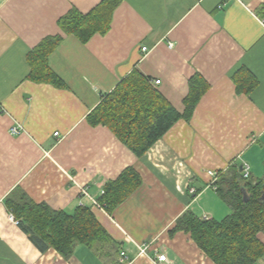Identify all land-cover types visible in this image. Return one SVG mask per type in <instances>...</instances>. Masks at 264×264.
Wrapping results in <instances>:
<instances>
[{"label":"crops","instance_id":"obj_1","mask_svg":"<svg viewBox=\"0 0 264 264\" xmlns=\"http://www.w3.org/2000/svg\"><path fill=\"white\" fill-rule=\"evenodd\" d=\"M102 1L0 0V264H155L159 253L168 256L164 264H218L190 232L171 230L187 209L217 219L229 213L209 170L246 162L252 176L264 175V0H120L105 34L83 42L60 28L71 9L88 13ZM57 34L63 39L49 64L66 88L28 78L27 53ZM135 69L180 111L191 78L208 83L191 119L177 121L141 157L87 120ZM236 75L254 84L250 92H238ZM16 124L19 135L10 132ZM128 166L141 186L112 214L94 206ZM197 182L203 186L192 193ZM17 189L55 209L91 205L128 259L100 258L84 245L69 258L41 252L11 218L6 197Z\"/></svg>","mask_w":264,"mask_h":264},{"label":"trees","instance_id":"obj_2","mask_svg":"<svg viewBox=\"0 0 264 264\" xmlns=\"http://www.w3.org/2000/svg\"><path fill=\"white\" fill-rule=\"evenodd\" d=\"M120 0H103L88 13L76 8L62 16L58 23L67 34L77 35L86 42L95 33L110 29L113 12ZM60 34L42 39L27 53L31 67L28 78L66 88L65 81L49 64L50 55L61 43ZM238 92H250L235 76ZM208 89L200 74L191 78L185 109L180 111L155 87L150 77L135 69L111 91L103 94L87 120L91 125H105L137 156H143L177 121H189L196 105ZM243 167V166H242ZM213 189L229 208L222 219L201 217L187 209L176 220L172 234L190 232L197 244L218 264H255L264 257V175L245 176L240 164L233 163L217 171ZM142 176L134 166H128L116 178L109 180L98 199L102 208L112 214L115 208L142 184ZM196 193L198 187L193 186ZM8 209L33 244L41 251L56 249L69 258L78 245L90 248L100 258L117 259L122 255L117 241L97 218L91 205H79L73 211L52 208L46 202H36L17 189L6 197ZM121 264V263H120ZM123 264V263H122Z\"/></svg>","mask_w":264,"mask_h":264},{"label":"built area","instance_id":"obj_3","mask_svg":"<svg viewBox=\"0 0 264 264\" xmlns=\"http://www.w3.org/2000/svg\"><path fill=\"white\" fill-rule=\"evenodd\" d=\"M173 44L172 43H170V46H172ZM142 49H143V51H145L146 49H147V47L145 46V47H142ZM161 82V80L160 79H156L155 80V83H160ZM10 132L13 134V135H19V134H21V132H22V126L20 125V124H16V125H12L11 127H10ZM59 134V131H56L55 132V135H58ZM243 167V172H244V175L245 176H249L250 175V172H251V167H250V165L248 164V163H243V165H242ZM208 173L211 175V177H212V181H214L215 179H216V176H217V171H214V170H209L208 171ZM191 191L192 192H194L195 191V188L193 187L192 189H191ZM102 194L104 193V189L102 190V192H101ZM80 205H86L83 201H80ZM94 206H97V207H102L101 205H100V203H99V201H94ZM11 218L12 219H14V216L13 215H11ZM18 223V222H17ZM146 247H144V248H142L141 249V252H145L146 251ZM122 256H123V258L124 259H128V256L126 255V252H124V251H122ZM168 261V256H167V254H165V253H159L158 255H157V257H156V259L154 260V262H155V264H164V262H167Z\"/></svg>","mask_w":264,"mask_h":264},{"label":"water","instance_id":"obj_4","mask_svg":"<svg viewBox=\"0 0 264 264\" xmlns=\"http://www.w3.org/2000/svg\"><path fill=\"white\" fill-rule=\"evenodd\" d=\"M241 168H242V166H241ZM196 185H197V187H198V188H200V187H202V186H203L202 184H200V185H199V183H198V182L196 183Z\"/></svg>","mask_w":264,"mask_h":264},{"label":"rangeland","instance_id":"obj_5","mask_svg":"<svg viewBox=\"0 0 264 264\" xmlns=\"http://www.w3.org/2000/svg\"><path fill=\"white\" fill-rule=\"evenodd\" d=\"M199 207V206H198Z\"/></svg>","mask_w":264,"mask_h":264}]
</instances>
